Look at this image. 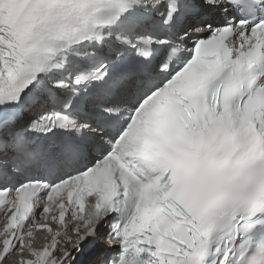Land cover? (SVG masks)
Instances as JSON below:
<instances>
[{
  "label": "snow or ice",
  "instance_id": "snow-or-ice-1",
  "mask_svg": "<svg viewBox=\"0 0 264 264\" xmlns=\"http://www.w3.org/2000/svg\"><path fill=\"white\" fill-rule=\"evenodd\" d=\"M0 215V264H264V0H0Z\"/></svg>",
  "mask_w": 264,
  "mask_h": 264
}]
</instances>
